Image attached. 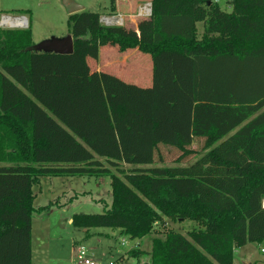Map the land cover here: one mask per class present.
<instances>
[{"label": "trees", "instance_id": "1", "mask_svg": "<svg viewBox=\"0 0 264 264\" xmlns=\"http://www.w3.org/2000/svg\"><path fill=\"white\" fill-rule=\"evenodd\" d=\"M227 3L150 0L137 32L69 14L70 55L36 51L30 25L0 27V264H31L32 217L49 210L33 206L41 176H110L109 206L71 217L86 234L198 224L129 252L144 264H233L236 248L264 240V0ZM106 45L149 54L150 86L90 71ZM197 138L205 152L193 163L154 165L159 145L180 162Z\"/></svg>", "mask_w": 264, "mask_h": 264}, {"label": "rangeland", "instance_id": "2", "mask_svg": "<svg viewBox=\"0 0 264 264\" xmlns=\"http://www.w3.org/2000/svg\"><path fill=\"white\" fill-rule=\"evenodd\" d=\"M74 1L80 4L83 10L97 13L100 16L116 13L110 9L111 0ZM16 10H29L30 13L25 15L26 25H30L35 45L49 37H62L68 34V14L61 0H0V20L2 15L17 17ZM139 22L140 20L137 21ZM121 25H124L126 29L135 30V26H132L128 19H125ZM0 27L26 29V26L1 25ZM197 27L200 33L202 23H199ZM106 50L108 55L104 59ZM129 53L131 50L120 52L117 47L106 45L99 47L96 59L88 58L87 63L90 71H95L105 60H108L111 65L106 70L123 81L141 87L150 86V55L135 51L130 55L126 64H123V58ZM189 148L192 153L177 162L181 152L171 146L161 144L155 152L154 165L175 166L193 163L205 152L204 139H195ZM101 161L104 162L102 159ZM130 167L131 165H123L126 169ZM111 170L115 172L114 168ZM39 181L40 183L34 186L37 195L34 206L49 205V210L33 214L31 264H76L74 243L77 246H84L90 258L98 264H144L148 261L147 254L143 253L135 258L129 252L131 250L149 252L152 238L159 235L156 232L173 229L186 234L189 230L198 227V224L191 220L166 219V224H158L154 233L140 239H129L118 232H112L107 227H93L86 234L82 229L73 226L69 218L79 213H101L106 204L109 206L111 202L110 176L105 174L41 176ZM237 255L236 253L235 260ZM255 256L264 260V253H261L259 248Z\"/></svg>", "mask_w": 264, "mask_h": 264}, {"label": "crops", "instance_id": "3", "mask_svg": "<svg viewBox=\"0 0 264 264\" xmlns=\"http://www.w3.org/2000/svg\"><path fill=\"white\" fill-rule=\"evenodd\" d=\"M144 3H150V0H114V8H115V14L111 16H119L120 20H122V24L125 21V19H128L132 26H135V31L137 32V21L141 20L142 18H146L149 16H142L138 13L139 7ZM23 16V15H22ZM24 17L27 20V17L24 15ZM141 18V19H140ZM121 25V24H120ZM116 26V25H112ZM104 50V49H102ZM136 50H133L131 53L127 54V57L123 58V64H126V62L129 60L128 58L130 55L135 52ZM104 54V59L107 57L108 52L106 50ZM108 59V58H107ZM127 59V60H126ZM110 62L108 60H105L103 64L99 67V69H108V66H110ZM124 67V66H123ZM98 69V70H99ZM40 178L38 179V182L32 186V191L34 193V200H33V206L34 201L36 199V193L34 191V186L38 185L40 183ZM111 193V190H110ZM35 208L38 207H44V206H34ZM33 221V217H32ZM69 221L71 222V218H69ZM112 230V229H111ZM83 232H85V229H82ZM112 232H118V230H112ZM77 245L74 243V247L76 248ZM258 248L261 253H264V240L260 243H247L244 246L238 247L234 251V257H233V264L240 263V264H264V260L261 258L255 256V253H258ZM31 249H32V226H31ZM238 254L235 260V254Z\"/></svg>", "mask_w": 264, "mask_h": 264}, {"label": "water", "instance_id": "4", "mask_svg": "<svg viewBox=\"0 0 264 264\" xmlns=\"http://www.w3.org/2000/svg\"><path fill=\"white\" fill-rule=\"evenodd\" d=\"M61 3L68 15L83 10V7L80 4L76 3L74 0H61ZM17 17H24V16H17ZM1 25L2 23L0 21V26ZM33 47L36 51L55 53L59 55H70L73 53V38L69 33L62 37L52 36L40 41L36 45L34 44Z\"/></svg>", "mask_w": 264, "mask_h": 264}, {"label": "built area", "instance_id": "5", "mask_svg": "<svg viewBox=\"0 0 264 264\" xmlns=\"http://www.w3.org/2000/svg\"><path fill=\"white\" fill-rule=\"evenodd\" d=\"M210 1L218 3V4H225L227 7H229V4L227 3L229 0H210ZM147 5H148V9L146 10L145 6ZM141 8L143 9V12H141ZM150 12H151V6H149V3L142 4L138 9V13L142 16H150ZM110 19L117 20V21L111 22ZM118 19L120 20L119 16H111V15L100 16V22L106 26L122 24L121 23L122 20L118 22ZM1 20H2V17H1ZM75 258L77 259L76 264H98L90 258L88 250L82 245L76 246Z\"/></svg>", "mask_w": 264, "mask_h": 264}, {"label": "bare ground", "instance_id": "6", "mask_svg": "<svg viewBox=\"0 0 264 264\" xmlns=\"http://www.w3.org/2000/svg\"><path fill=\"white\" fill-rule=\"evenodd\" d=\"M145 9H148V5L145 6ZM141 12H143V9L141 8ZM111 22H116L117 20L110 19ZM118 22L120 20L118 19ZM2 25H7L11 27H22L26 25V19L24 17H12V16H2L1 20Z\"/></svg>", "mask_w": 264, "mask_h": 264}]
</instances>
